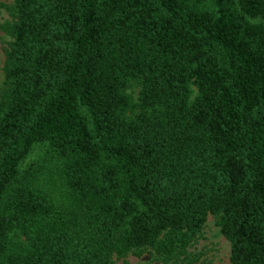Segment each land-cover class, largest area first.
<instances>
[{"label": "trees", "instance_id": "16d2710c", "mask_svg": "<svg viewBox=\"0 0 264 264\" xmlns=\"http://www.w3.org/2000/svg\"><path fill=\"white\" fill-rule=\"evenodd\" d=\"M3 6L0 264H264V0Z\"/></svg>", "mask_w": 264, "mask_h": 264}, {"label": "rangeland", "instance_id": "374dc122", "mask_svg": "<svg viewBox=\"0 0 264 264\" xmlns=\"http://www.w3.org/2000/svg\"><path fill=\"white\" fill-rule=\"evenodd\" d=\"M12 0H0V23L10 18L8 10L3 6L10 4ZM9 36L0 29V67L3 62V47ZM2 82V71L0 69V85ZM128 91L137 97L138 87L133 86ZM195 92V89H194ZM37 159L36 150L33 151L26 159V163L35 161ZM191 249L201 252L200 259L194 264H231L229 261L230 243L220 232L219 227L215 223V218L209 214L206 221ZM150 262V264H157L150 251H146L141 255L128 253L122 257L113 256L112 264H141Z\"/></svg>", "mask_w": 264, "mask_h": 264}]
</instances>
